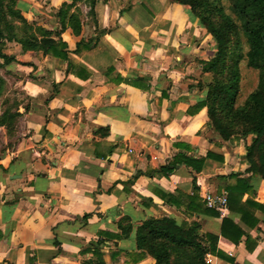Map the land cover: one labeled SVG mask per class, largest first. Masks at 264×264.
I'll use <instances>...</instances> for the list:
<instances>
[{"label": "crops", "instance_id": "crops-1", "mask_svg": "<svg viewBox=\"0 0 264 264\" xmlns=\"http://www.w3.org/2000/svg\"><path fill=\"white\" fill-rule=\"evenodd\" d=\"M92 10L78 33L58 20L49 29L66 59L25 55L23 134L0 158V264H155L137 232L166 217L218 237L233 262L209 264H264V179L245 159L253 137L224 140L202 107L212 36L171 0H98ZM176 156L204 161L197 192L185 169L158 171ZM240 179L248 224L229 207L191 211L206 208L205 194L229 200ZM224 220L244 231L238 244L222 236Z\"/></svg>", "mask_w": 264, "mask_h": 264}, {"label": "trees", "instance_id": "trees-1", "mask_svg": "<svg viewBox=\"0 0 264 264\" xmlns=\"http://www.w3.org/2000/svg\"><path fill=\"white\" fill-rule=\"evenodd\" d=\"M4 0H0V9ZM179 5L189 6L196 18H198L217 44V53L211 61L209 72L212 74V82L208 87V95L202 103L206 107L212 126L226 141L252 136V143L247 146L245 159L249 168L247 173L252 176H260L264 179V0H227L234 19L226 14L223 9L217 10L212 0H171ZM63 11L58 13L62 30L66 24L79 32V25L74 17L66 18ZM239 25L247 45L245 61L247 67L259 73L257 88L249 94L242 105H237L240 93V69L239 62L242 57H234L229 48L231 30ZM50 36L40 43L36 51H42L53 58L66 59L68 46L60 38V31L47 32ZM39 46V45H38ZM78 51V50H77ZM229 61V62H228ZM11 59H7V63ZM229 66V75L220 79L221 73L216 74L211 67ZM214 75V78H213ZM228 78V79H227ZM214 98V101L212 100ZM203 160L190 159L184 156H176L161 166L158 171L165 176L173 174L183 168L196 180L202 175ZM238 175H233L236 177ZM237 178V177H236ZM249 179H240L237 186L231 190L228 207L231 212L239 213L245 224H248L249 214L243 209L242 199ZM195 195L192 202H196ZM191 211L198 214L218 216L212 210L203 209L199 203H194ZM245 235L244 231L235 227L230 221L224 220L222 236L229 238L238 244ZM137 248L155 260V264H209L208 257H215L217 261L232 263L233 259L218 250V237L203 233L197 223L189 227L178 224L173 218L166 217L162 220L150 219L142 225L137 232Z\"/></svg>", "mask_w": 264, "mask_h": 264}, {"label": "rangeland", "instance_id": "rangeland-1", "mask_svg": "<svg viewBox=\"0 0 264 264\" xmlns=\"http://www.w3.org/2000/svg\"><path fill=\"white\" fill-rule=\"evenodd\" d=\"M97 1H65L70 2L69 4H63L59 0L3 1L0 9V158L16 148L23 134L22 116L27 102L22 87L23 82L27 80L25 67L29 63L25 55L42 52L36 49L42 41L50 38L47 32H53L49 29L55 20L59 21L60 11L64 12L67 19L73 16L77 23H83L93 14L92 9ZM212 2L216 10L221 8L234 19L227 0ZM231 31L229 48L234 52L232 60L242 57L239 62L241 87L237 102V105H242L247 99V93L253 90L255 84L258 85L259 73L247 67L244 58L247 45L239 25ZM7 59H11V62L7 63ZM229 66L231 63L224 65L222 70L221 66L213 64L211 70L215 72L216 77L221 73L219 78L222 79L229 75ZM212 100L214 101L213 97Z\"/></svg>", "mask_w": 264, "mask_h": 264}, {"label": "built area", "instance_id": "built-area-1", "mask_svg": "<svg viewBox=\"0 0 264 264\" xmlns=\"http://www.w3.org/2000/svg\"><path fill=\"white\" fill-rule=\"evenodd\" d=\"M203 203L207 209L215 210L220 214L225 213L228 210V196H212L205 194L203 196Z\"/></svg>", "mask_w": 264, "mask_h": 264}]
</instances>
